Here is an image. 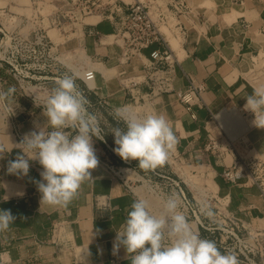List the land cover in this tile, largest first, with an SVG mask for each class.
<instances>
[{
	"label": "crops",
	"instance_id": "crops-1",
	"mask_svg": "<svg viewBox=\"0 0 264 264\" xmlns=\"http://www.w3.org/2000/svg\"><path fill=\"white\" fill-rule=\"evenodd\" d=\"M30 1L32 4L27 8L16 2L12 5L16 10L1 5L0 28L22 41H34L35 30L43 28L54 44L50 54L58 58L55 63L58 71L75 75L76 84L94 103L90 113L95 112L92 108L98 105L99 99L107 102L105 108L110 112L134 104V96L146 98L152 104L154 114L163 115L172 125L177 137L175 154L186 163L188 171L194 173L203 166L210 170L215 180H210L212 189H217L220 196H229L230 212L245 223H248V213L261 212L257 206H262L264 199L257 187L243 181L232 184L222 177L226 166L238 158L237 152L223 151L222 147L220 151L212 152L205 146L211 138L220 145L225 144L220 138L224 132L230 142L250 129L242 114L254 119V115L244 109L246 96L252 94L255 87L264 85V69H258L253 63V58L264 47V0H187L189 11L181 18L186 33L180 50H175L179 63L171 75L175 89L187 88L190 79L205 83L203 101L191 109L174 92L148 95L152 86L143 60H140L142 63L135 59L123 61L120 40L115 37L110 40L115 21L96 14L66 21L69 29L64 24L53 26L49 18L64 11L59 2L67 0ZM40 2H49L56 9L45 16L39 10ZM28 13L32 21H29ZM91 18L93 20H89ZM169 39L177 48L174 41L178 39L174 36ZM7 55L0 56V92L14 91L0 99V210L10 209L16 220L7 231L0 232V240L5 243L0 245V264H110L114 258L121 264H131L123 246L114 250L116 231L136 199H147L152 213L159 215L164 210V198L140 183L142 175L138 169L123 167V171L129 173L124 172L122 178L115 177L102 162L108 158L117 166H127L114 153L116 145L112 143L113 137L110 139L114 127L126 129L124 121L114 118V114H110L109 119L105 115L106 121L109 120V127H104L106 144L96 138L93 142L99 164L90 170L91 178L81 184L70 203L66 206L41 203L42 194L35 183L41 180L43 170L38 161H29L27 176L9 174L7 167L9 160H14L20 153L18 144L24 136L46 125L44 105L56 84L47 80L52 69L38 70L37 78L30 83L46 84L47 89L41 88L40 99L34 103L18 87ZM48 61L53 64L50 59ZM88 67L95 68L99 74L91 86L83 79V71ZM249 133L247 143L254 147L250 150V146L245 145L248 148L243 147L244 150L252 153L256 149L257 155L253 156L264 159V129L255 128L254 133L251 130ZM236 143L242 145L241 140ZM167 169L190 194L188 186L195 188L187 181L190 175L183 173L180 176L166 162L160 171L168 177L172 175ZM204 189L209 191L207 185ZM56 224L61 227L59 234L54 232Z\"/></svg>",
	"mask_w": 264,
	"mask_h": 264
},
{
	"label": "clouds",
	"instance_id": "clouds-1",
	"mask_svg": "<svg viewBox=\"0 0 264 264\" xmlns=\"http://www.w3.org/2000/svg\"><path fill=\"white\" fill-rule=\"evenodd\" d=\"M55 83L44 105L46 125L24 136L18 144L20 153L9 160L7 172L27 176L29 161L37 160L43 169L41 180L35 181L42 194L41 203L66 206L77 196L81 184L91 178L90 170L99 164L93 137L103 140L104 136L97 116L88 111V101L75 75L65 74ZM13 91L0 92V99ZM244 109L254 115L252 125L264 129V85L246 96ZM122 111L114 110V118L126 125V129L111 130L114 153L124 161H138L139 168L145 171L165 165L177 143L170 122L163 115L125 118ZM179 209L180 199L174 193L164 201L159 215L152 213L147 199H136L116 231L114 250L123 246L131 264H239L234 253H222L214 241L194 232ZM201 211L211 215L205 206ZM15 220L10 209L0 210V232L7 231Z\"/></svg>",
	"mask_w": 264,
	"mask_h": 264
},
{
	"label": "built area",
	"instance_id": "built-area-1",
	"mask_svg": "<svg viewBox=\"0 0 264 264\" xmlns=\"http://www.w3.org/2000/svg\"><path fill=\"white\" fill-rule=\"evenodd\" d=\"M62 8H64V11H60L49 18L50 25H62L64 19L72 21L96 14L106 16L109 20L116 22L114 36L121 42V57L123 61L132 62L135 58L143 60L152 86L148 95L154 96L159 93L174 92L188 109H191L194 104L203 101L206 85L202 81L190 79L187 88H174V76L171 73L177 63H179V59L175 55V48L172 46L168 35L161 28V26L168 28L176 38L180 37L182 39L184 37L186 28L181 18L189 11L187 0H67ZM35 31L34 41L19 40V42H16V40H13L12 45L9 44L3 54H8V60L13 67L18 87L34 103L40 99L41 88L47 89L46 84L30 83L31 80L37 78L38 70L44 68L52 69V75L48 76L47 80L53 82L65 75L58 71L55 64L58 61L57 56L50 54L54 44H52L45 30L38 27ZM0 33L2 35L1 42L6 32L0 28ZM14 38L16 39V36ZM29 49L35 50L46 64L36 58L27 56ZM49 59L53 64L48 61ZM253 63L258 69H264V47L253 58ZM96 77L97 70L93 67H88L83 71V79L87 84L90 81H94ZM78 88L88 101L87 108L89 111L94 103L86 97L84 89L79 86ZM140 99L147 100L144 97H133L135 103H138ZM97 104L100 107H105L107 102L104 99H99ZM123 109H126V107ZM95 115L102 129L101 136H104L102 116L100 114ZM193 117H196L195 114H193ZM96 141L93 138V142ZM101 141L106 144L105 139ZM221 147L223 151H236L238 154L236 161L226 166L222 177L232 184H238L242 179L248 178L252 181V185H256L260 196L264 199V159L258 156H250L251 163L248 164L244 156L235 148L233 142L220 145L218 141L216 142L211 138L210 142L205 146L206 150L212 152L220 151ZM173 150L174 148L171 150L170 155L173 154ZM102 162L115 177L122 178L124 176L123 167H130L136 171L138 169V166L134 165L132 161H124L127 166L122 167L117 166L108 158ZM153 173H155L154 180L151 177L142 176L141 182L146 185L150 192L162 197L164 192L156 191L159 188L157 178H168L177 185L179 190L176 195L180 199L179 210L187 217L192 230L201 238L214 241L222 253H234L239 264H264V227H254L251 222L245 223L231 213L228 195L220 196L218 192L205 190V202L201 204L196 198H194L195 202H192L175 178L168 177L157 170H154ZM153 187L156 188L153 189ZM202 206H205L206 211L211 212L210 216L201 211ZM251 207H253V204ZM60 223L62 224V222ZM200 227L204 231L203 234L199 231ZM60 228L59 224H56L54 232L59 234ZM241 229H244L247 234L241 233ZM3 244H5L4 240H0V245L3 246ZM110 264H121V262L119 259L114 258Z\"/></svg>",
	"mask_w": 264,
	"mask_h": 264
},
{
	"label": "rangeland",
	"instance_id": "rangeland-1",
	"mask_svg": "<svg viewBox=\"0 0 264 264\" xmlns=\"http://www.w3.org/2000/svg\"><path fill=\"white\" fill-rule=\"evenodd\" d=\"M2 2L0 3V6L2 5H5L6 6V8L7 9H10L11 8V10H16L15 9V7L14 6H12V5H16V2H17V4H20V5H22V6H24V8H27L28 6H30L31 4H32V1H30V0H14V1H11V0H1ZM126 1H130V0H126ZM61 5L62 4H65V1L62 3V2H59ZM39 5V10H40V12H42V14L43 15H47V14H49L50 12H52L54 9H56V7L54 6V5H52V4H50L49 2H46L45 4L44 3H39L38 4ZM59 8V7H58ZM21 12H23V13H25V11H21ZM30 12V11H29ZM28 19H29V21H32V17L29 15V13H28ZM89 20H93V18H91V19H89ZM66 21H68V20H66V19H64L63 20V24H64V27H66V26H68V27H66L67 29H69L70 27H69V22H66ZM25 25H27V23L24 21V26ZM23 26V27H24ZM9 29H11L10 28V26L8 27ZM161 28H162V30L164 31V32H166V34L168 35V38H169V36H172L173 37V34L171 33V31L168 29V28H166V27H164V26H161ZM9 36H10V38H11V41H10V45H12V41L13 40H16V42H19V39H15L14 38V35H11V34H9V33H7ZM115 36H114V34L112 33V37L110 38V40L112 39L113 40V38H114ZM178 40L176 41H174V43H176L177 44V48L176 47H174L175 48V50L177 51V50H180V48H181V43H182V39L179 37V38H177ZM180 39V40H179ZM13 44H14V42H13ZM173 46V45H172ZM141 59H139V58H135V62H140V63H142L141 61H140ZM99 74H98V72H97V76H98ZM56 84V83H55ZM105 107H100L99 105H95V107L94 108H92V110H94L95 112H94V114H100L101 116H102V122L104 123L105 122V126H104V124H103V129H104V135L106 134V130H105V128L104 127H106V126H108L109 127V120L108 121H106V117L109 119V115L110 114H114L113 113V111H108V110H106V108L104 109ZM123 111H122V114L125 116L126 114H134V115H136L137 117H141V118H144L145 116H147V115H155L154 114V109H153V107H152V104L150 103V101L149 100H144V99H140L139 100V102L136 104V103H134V104H130V105H128L127 107H126V109H122ZM108 114V115H107ZM105 115H106V117H105ZM242 116H243V120H244V123H247V124H249L250 125V129H248V130H246V131H244L240 136H238V137H235L234 139H232V140H230V142H233V144L235 145V143H236V140H237V142L239 141V140H241L242 141V145H240L239 143H236L238 146H237V148H238V151L241 153V155L242 156H244V158H245V160H246V162L248 163V164H250L251 162H250V155L251 156H253V155H257V152H256V149H254L253 151H252V153L251 152H249L248 150H247V152H246V150H244V148L243 147H246V148H248L249 146H250V150L251 149H253V147H254V145H250L249 143H247L248 141H249V139H248V137H250V133H249V131L251 130V132L252 133H254L255 132V128L256 127H254L253 125H252V120L253 119H249V118H246L243 114H242ZM243 124V123H242ZM239 126V128H241V124H239L238 125ZM108 132V131H107ZM113 137V138H112ZM112 138V143H114V134L110 131V139ZM221 139H223V141L225 142V144H227V142H229L228 140H227V138H226V134H225V132H224V134L223 135H221V137H220ZM94 139H95V137H94ZM97 139V138H96ZM105 139V138H104ZM245 145H247V146H245ZM113 146V145H112ZM236 146V145H235ZM236 148V149H237ZM174 151V150H173ZM168 164H170V166H171V168H172V170L173 171H175V172H177L180 176H183V173H188L189 175H190V177L192 178V179H190V177H188L187 178V181L189 182V184H191V185H193L195 188L193 189V188H191L190 186H188V188H190V191H191V193L189 194V193H187V191L185 192L184 191V186L182 185V183L180 184L181 186H182V189H183V191L185 192V194H186V196L189 198V199H191L192 200V202H195V199L194 198H196L198 201H200V203L202 204L203 202H205V200H206V192H205V189H204V187H206V185L208 186V190L209 191H211V192H217V189L214 191V189H212L213 188V186H212V181H214L215 182V180H214V177H213V175H212V172L210 171V170H208L205 166H203V167H201V168H197L195 171H194V173H192L191 171H188V168H187V166H186V163L185 162H183L180 158H179V156H177L176 154H175V151L173 152V154L172 155H169V159H168ZM114 163V162H113ZM136 166H138V161L136 162V163H134ZM119 165V164H118ZM160 168L161 167H158L156 170L158 171V172H162V171H160ZM168 170V169H167ZM138 172L142 175V176H144V177H146V178H148V177H151V179H155V173H153V171H145V170H142V169H140L139 167H138ZM168 172H171L172 173V171H169L168 170ZM146 173H148L147 175H146ZM163 174H164V172H162ZM140 179H142V177L140 178ZM156 180H158V182H159V188H157L156 189V191H162V192H164V196H163V200L165 201L166 199H167V197L169 196V195H171V194H176L177 193V191L179 190V188H178V186L177 185H175L172 181H170L168 178L167 179H164V178H157ZM210 180H212V181H210ZM142 180H140V183L142 184V182H141ZM244 182V183H249L250 185H252V181L251 180H249L248 178H244V179H242L240 182ZM252 186H255L256 187V185H252ZM156 187H153V189H155ZM157 193V192H156ZM199 193V194H198ZM154 194V193H153ZM259 195H260V192H259ZM163 204H164V202H163ZM261 204H262V206L261 205H258L257 206V204H256V206H257V209H259L261 212L260 213H257L256 214V211L255 212H250V213H248V219H247V221L248 222H251V224H253V226L255 227V226H261V227H264V202L262 201L261 202ZM250 205V204H249ZM254 207V206H253ZM255 208V207H254ZM249 210H254L253 208H250ZM248 210V211H249ZM259 212V211H258ZM194 225V224H193ZM195 226V225H194ZM217 226V225H216ZM199 231H200V233L201 234H203L204 233V231H203V229L200 227L199 228ZM241 233H244V234H247L246 233V231L244 230V229H241ZM232 246H233V244H232Z\"/></svg>",
	"mask_w": 264,
	"mask_h": 264
},
{
	"label": "bare ground",
	"instance_id": "bare-ground-1",
	"mask_svg": "<svg viewBox=\"0 0 264 264\" xmlns=\"http://www.w3.org/2000/svg\"><path fill=\"white\" fill-rule=\"evenodd\" d=\"M170 40V39H169ZM180 40V39H179ZM10 41H11V38H10V36L7 34V33H5V35H4V37H3V39H2V41L0 42V56H2L3 54H4V51H5V49H6V47L7 46H9V44H10ZM171 42V41H170ZM172 44V43H171ZM173 45V44H172ZM174 47V46H173ZM22 49V48H21ZM20 49V50H21ZM63 55V54H62ZM27 56H30V57H33V58H36V59H38V60H40L43 64H46L45 63V61L41 58V56L39 55V54H37V52L35 51V50H30L29 49V51L27 52ZM71 56V55H70ZM62 58V57H61ZM64 58V57H63ZM66 58V57H65ZM65 60H67V59H65ZM84 61V60H83ZM87 62V61H86ZM65 63V62H64ZM97 64V63H96ZM83 65V64H82ZM80 73V72H79ZM91 82H93V81H90V86H91ZM93 84V83H92ZM126 116V118H141V117H137L136 115H134V114H126L125 115ZM124 172H125V174L127 175V172H128V170H125L124 169ZM129 173V172H128ZM188 178V177H187ZM189 183V182H188ZM193 187V186H192ZM199 194V193H198ZM195 227H196V225H195Z\"/></svg>",
	"mask_w": 264,
	"mask_h": 264
},
{
	"label": "trees",
	"instance_id": "trees-1",
	"mask_svg": "<svg viewBox=\"0 0 264 264\" xmlns=\"http://www.w3.org/2000/svg\"><path fill=\"white\" fill-rule=\"evenodd\" d=\"M96 104V103H95ZM105 136V135H104ZM171 172H169V174H170ZM171 175H172V177H174V178H177L176 176H174L172 173H171Z\"/></svg>",
	"mask_w": 264,
	"mask_h": 264
}]
</instances>
